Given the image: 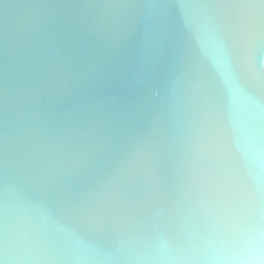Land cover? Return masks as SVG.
Returning a JSON list of instances; mask_svg holds the SVG:
<instances>
[{
	"label": "water",
	"instance_id": "1",
	"mask_svg": "<svg viewBox=\"0 0 264 264\" xmlns=\"http://www.w3.org/2000/svg\"><path fill=\"white\" fill-rule=\"evenodd\" d=\"M0 264H264V0H0Z\"/></svg>",
	"mask_w": 264,
	"mask_h": 264
}]
</instances>
